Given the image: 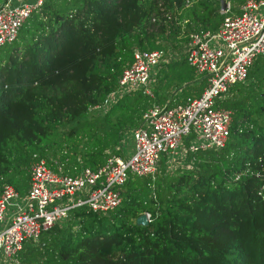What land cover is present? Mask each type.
Returning <instances> with one entry per match:
<instances>
[{"label": "trees", "instance_id": "obj_1", "mask_svg": "<svg viewBox=\"0 0 264 264\" xmlns=\"http://www.w3.org/2000/svg\"><path fill=\"white\" fill-rule=\"evenodd\" d=\"M226 1L221 12L219 0H43L0 47V185L23 194L33 157L67 174L97 168L110 153L122 155L151 104L199 95L205 80L176 49L191 31L215 30L243 0ZM134 48L176 56L157 68L150 94L131 89L105 110L91 109L116 89ZM216 104L231 112L222 146L186 150L171 169L160 155L152 174L129 175L117 206L71 207L36 241H24L16 259L264 264V55ZM141 212L149 214L145 225L135 222Z\"/></svg>", "mask_w": 264, "mask_h": 264}, {"label": "built area", "instance_id": "obj_2", "mask_svg": "<svg viewBox=\"0 0 264 264\" xmlns=\"http://www.w3.org/2000/svg\"><path fill=\"white\" fill-rule=\"evenodd\" d=\"M0 2L1 47L15 38L22 22L43 0ZM183 55L205 80L201 92L171 106L148 107L129 131V154L110 153L97 168L84 166L73 174L63 173L57 163L54 170L44 158L33 157L23 194L10 183H1L0 264H23L15 256L23 242L36 241L42 230L61 221L71 207L86 205L93 211H106L117 206L129 175L152 174L160 155L167 160L182 147L185 153L222 146L231 112L216 101L232 83L245 79L256 56L264 55V0H243L238 12L225 15L213 31L189 32ZM169 58V50L134 48L116 89L91 109L105 110L117 95L131 89L147 91L152 71ZM145 215L148 220V212Z\"/></svg>", "mask_w": 264, "mask_h": 264}, {"label": "crops", "instance_id": "obj_3", "mask_svg": "<svg viewBox=\"0 0 264 264\" xmlns=\"http://www.w3.org/2000/svg\"><path fill=\"white\" fill-rule=\"evenodd\" d=\"M183 51H184V48H183ZM183 51H182V53H183ZM174 57H171V58H169V59H173ZM169 59H167L166 61H168ZM166 61H164V62H166ZM164 62H162V63H164ZM187 62V61H186ZM162 63H159L155 68H154V70L152 71V73H151V77H150V79H149V81H148V83H147V91H145V92H147V93H149L150 94V87H151V85H152V83H153V80H154V78H155V73H156V70H157V68L162 64ZM190 65V64H189ZM191 66V65H190ZM193 68V67H192ZM193 72H194V70H193ZM194 74H195V78L196 79H203V78H200L198 75H196V73L194 72ZM150 84V87L148 88V85ZM184 83H182L180 86H182ZM179 89L178 88H176V89H172L171 90V94H170V96H172L175 92H177ZM153 104H157V103H153ZM152 105V104H151ZM150 105V106H151ZM158 105H166V104H158ZM167 106V105H166ZM138 125V124H137ZM136 125V126H137ZM129 134V133H128ZM122 154H124V155H127V154H129L130 153V151H131V138H130V135H128L125 139H124V141H123V143H122ZM12 185V184H11Z\"/></svg>", "mask_w": 264, "mask_h": 264}, {"label": "rangeland", "instance_id": "obj_4", "mask_svg": "<svg viewBox=\"0 0 264 264\" xmlns=\"http://www.w3.org/2000/svg\"><path fill=\"white\" fill-rule=\"evenodd\" d=\"M170 51V49H168ZM182 48L179 49L177 51L176 49V55L177 53L180 55V53H182ZM175 54H173L171 52V57H175L174 56ZM150 87V84L148 85V88ZM171 88L169 87L168 90H170ZM184 156H185V153H184V149L183 147L182 148H179L178 151L173 155V156H170L167 158L166 160V167L171 169L172 167H175V165H178V164H183V161H184Z\"/></svg>", "mask_w": 264, "mask_h": 264}, {"label": "water", "instance_id": "obj_5", "mask_svg": "<svg viewBox=\"0 0 264 264\" xmlns=\"http://www.w3.org/2000/svg\"><path fill=\"white\" fill-rule=\"evenodd\" d=\"M227 6H228V2L226 0H219V9L221 12L225 11L227 9ZM135 222L137 224L145 225L147 223L145 212H141L139 215H137L135 218Z\"/></svg>", "mask_w": 264, "mask_h": 264}]
</instances>
